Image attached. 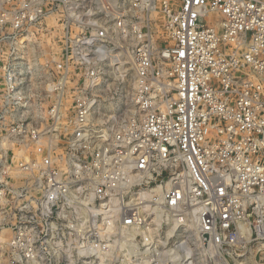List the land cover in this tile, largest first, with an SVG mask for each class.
<instances>
[{
	"label": "built area",
	"instance_id": "1",
	"mask_svg": "<svg viewBox=\"0 0 264 264\" xmlns=\"http://www.w3.org/2000/svg\"><path fill=\"white\" fill-rule=\"evenodd\" d=\"M155 13L173 41L160 52L171 62L161 74L152 61ZM49 23L60 25L64 51L54 100L43 128L16 132L40 154L21 161L26 185L0 190L13 260L86 264L82 252L94 251L104 264L123 248L111 244L121 227L161 207L182 220L197 206L208 246L250 248L264 264V0H0V43L17 48ZM123 55L138 80L134 113L120 125L98 121L105 70L95 61L116 66ZM28 72L16 61L3 75L20 121L36 120ZM168 181L139 198L141 188Z\"/></svg>",
	"mask_w": 264,
	"mask_h": 264
},
{
	"label": "rangeland",
	"instance_id": "2",
	"mask_svg": "<svg viewBox=\"0 0 264 264\" xmlns=\"http://www.w3.org/2000/svg\"><path fill=\"white\" fill-rule=\"evenodd\" d=\"M92 12H97V9H93ZM139 21L140 27L144 30L149 29L148 27L145 28L146 24L143 23L142 19ZM152 37L155 47L152 61L156 71L161 74L160 69L162 67L169 68L171 62L163 59L159 52L173 42L165 28V18L162 13H155L152 18ZM142 42L140 38L138 44L141 45ZM134 43L137 44V41H134ZM18 45L17 48H13L11 43H0V190L9 187L11 190L16 191L26 185L29 176L24 172L25 169L21 167V161L24 160V156L28 157L29 151L34 156L37 153L40 154L38 151L40 146H36L25 137H19L16 132L25 129L26 124L38 125L40 128L45 125L47 108L54 100L51 85L56 81V75L53 69L56 61L61 60L64 52L62 51L61 27L57 23H49L47 27L44 25L40 27L38 34L24 39ZM120 46H124V44L120 43ZM109 49L113 55L121 52V49L115 47L114 43L109 45ZM152 51L154 50L152 49ZM101 60L103 59L95 61L97 66L105 70L104 79L96 90L98 102L102 103L104 100L108 101L110 99L120 100L121 119L123 120L124 116L130 115L124 112L127 111L126 105L132 101L136 91V87L130 83V80L136 76L132 59L130 56L123 55L116 66L112 65L116 62L112 63L110 59L105 62ZM16 61L21 62L30 71L28 72L26 95L31 101L29 107L31 108L30 111L36 116L35 121L18 120L17 117L22 111L21 107L11 104L7 99L9 95L4 86L3 75L5 68ZM120 65L125 68V77H121ZM114 82L115 84H113ZM171 84L172 81H170ZM129 97L132 98L129 100ZM100 107L103 109V106ZM99 113L98 109L97 114ZM107 120L98 119V121L106 122ZM160 218V222H153L151 216L146 215L131 235L122 238L124 247L115 249L113 253L110 251L109 254L111 253V255L105 260L104 264H257V257L254 252L252 253L254 255H251L252 250L250 248L244 252L237 251L241 254L238 256L241 257L239 259L232 251L219 247H215L217 251L214 252V255H211V251L210 253L206 251L205 248L208 249L209 246L200 233L202 244H200L192 229H185L180 226L175 232L170 233L172 225H169L166 214L161 215ZM7 228L4 220L0 217V264L26 263L25 261L15 262L13 260L12 251L8 246L11 233ZM3 234L7 235L3 236ZM129 242H133V244H127ZM82 253L85 255L84 258L86 257V264H102L96 252ZM77 255L79 254L77 253ZM52 264L65 263L63 258L60 257L56 263Z\"/></svg>",
	"mask_w": 264,
	"mask_h": 264
},
{
	"label": "bare ground",
	"instance_id": "3",
	"mask_svg": "<svg viewBox=\"0 0 264 264\" xmlns=\"http://www.w3.org/2000/svg\"><path fill=\"white\" fill-rule=\"evenodd\" d=\"M154 48H155L154 47V42L152 41V49L154 50L153 51V54L155 53V49ZM22 52H24V51H22ZM119 70L121 71V77H123V76L125 77V75H124L125 68H124L123 65H120L119 66ZM130 83L133 84L137 88V85H138L137 77L134 76L133 79L130 80ZM113 84H115V82ZM172 84H173V82H172ZM171 85H170V82H169L168 87L170 88ZM132 95H129V96H132ZM130 98H132V97H129V100H130ZM103 102L102 103H98L97 109H99L100 113L99 114H96L97 115L96 116V119L97 120L98 119L99 120L108 119V120H110L112 122V124L120 125L121 122H122L121 121L122 120L121 119L122 113L120 112L121 111V107H120L121 106L120 105L121 103H120V100H117L116 101L115 99H113V100L110 99L108 101L107 100H104ZM100 106H103V109ZM126 106H127L126 107L127 111H125L124 113H126L127 115L128 114L131 115L132 112L134 113L135 107H134L132 101H130L129 103H127ZM130 115H128V116H130ZM169 186H170V181H168V182H166L165 184H162V185H156L155 187H152V188H147V189L141 188L137 194H138L139 198H146V197L149 198V197H152L155 193H160L163 188H168ZM163 209L164 208L161 207L160 210H159V211H162V212H160L161 214H164L163 213V211H164ZM198 210L199 209H198L197 206L196 207L195 206L192 207L190 210H185L183 212V219L182 220H180L177 215H172L169 211L166 210V216L168 218L167 220L169 221V225H172L171 230H170V233L175 232V230L178 227H180V226H183L185 229H192V231L195 233V235L199 239L200 244H202L201 243V236L199 235L200 231H199V226H198V223H197V216L195 215ZM142 211L147 214L150 211L149 206H146V207L142 208ZM161 214H157V213L152 212L151 218H152L153 222H160ZM145 217H146V215H144L141 218V220L139 222H137L133 227H128V228L121 227L120 228L121 229V233H120L121 234V238L119 240L118 239H115L114 241H111V244L113 245V244H117L119 242L120 246L121 247H124V241H123L122 238L131 235L133 233V230L134 229H137V226H139L140 222L143 221L145 219ZM115 228H117V226ZM140 228H142V227L140 226ZM140 228H138V229H140ZM114 231L117 232V230H114ZM150 231H152V230H150ZM6 235L7 234H3V236H6ZM2 238H4V237H2ZM205 249L209 253L211 251V253H210L211 255H214L215 254L214 252L217 251L216 248L213 247V245H209L208 249L207 248H205ZM252 253H253V250L251 251V255H254ZM235 255L237 256L238 259L241 258V257H238L241 254H235Z\"/></svg>",
	"mask_w": 264,
	"mask_h": 264
}]
</instances>
